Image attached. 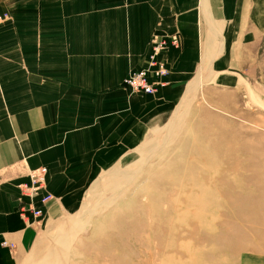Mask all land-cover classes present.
<instances>
[{"label": "crops", "instance_id": "0c3cea01", "mask_svg": "<svg viewBox=\"0 0 264 264\" xmlns=\"http://www.w3.org/2000/svg\"><path fill=\"white\" fill-rule=\"evenodd\" d=\"M154 36L179 39L166 73L132 91ZM264 78V0H0V264H18L46 225L76 212L99 174L174 112L191 83ZM44 168L31 201L18 188ZM44 193L52 198L40 202Z\"/></svg>", "mask_w": 264, "mask_h": 264}, {"label": "rangeland", "instance_id": "374dc122", "mask_svg": "<svg viewBox=\"0 0 264 264\" xmlns=\"http://www.w3.org/2000/svg\"><path fill=\"white\" fill-rule=\"evenodd\" d=\"M197 84L18 264H264V78Z\"/></svg>", "mask_w": 264, "mask_h": 264}, {"label": "built area", "instance_id": "2783aa9c", "mask_svg": "<svg viewBox=\"0 0 264 264\" xmlns=\"http://www.w3.org/2000/svg\"><path fill=\"white\" fill-rule=\"evenodd\" d=\"M179 39L175 36L164 37L154 36L151 40L152 52L148 56L147 65L139 70L126 75L122 79V85L128 87L132 91H142L144 93H152L154 91L153 83L146 79L147 73H151L154 77L163 76L166 73L162 59L156 56L165 49L168 45H178ZM44 187V168L38 167L29 171L28 181L18 185L19 190L23 195L29 198L25 204L19 205V213L23 216L30 213L33 217L40 215V210L34 207L31 198L37 195L38 191ZM52 198L51 194L44 193L39 197L40 202H45Z\"/></svg>", "mask_w": 264, "mask_h": 264}, {"label": "bare ground", "instance_id": "6f19581e", "mask_svg": "<svg viewBox=\"0 0 264 264\" xmlns=\"http://www.w3.org/2000/svg\"><path fill=\"white\" fill-rule=\"evenodd\" d=\"M197 83H198V82H196V84H197ZM196 84L193 82L192 85H190V86H191V87H193V86L195 87ZM191 87H190V88H191ZM131 181H132V180H131ZM121 182H122V181H121ZM124 184H125V183H124ZM116 191H117V190H116ZM53 245H54V244H53ZM54 251H55V250H54ZM52 252H53V251H52ZM50 254H51V253H50ZM36 256H37V255H36ZM52 256H53V255H52Z\"/></svg>", "mask_w": 264, "mask_h": 264}]
</instances>
